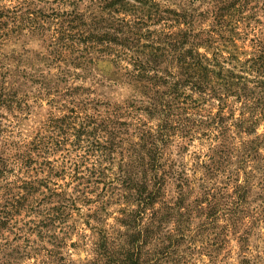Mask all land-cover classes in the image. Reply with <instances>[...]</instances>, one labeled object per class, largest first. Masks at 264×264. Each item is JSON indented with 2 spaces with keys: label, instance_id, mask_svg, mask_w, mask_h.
<instances>
[{
  "label": "trees",
  "instance_id": "1",
  "mask_svg": "<svg viewBox=\"0 0 264 264\" xmlns=\"http://www.w3.org/2000/svg\"><path fill=\"white\" fill-rule=\"evenodd\" d=\"M51 1L59 7L26 20L55 23L50 51L85 69L107 58L134 95L118 104L90 88L57 91L51 102H69L66 112L0 157V264H83L70 250L86 230L95 256L84 264H186L194 214L223 246L248 213L253 181L264 190L255 172L264 168V0ZM197 136L215 142L205 177L236 168L231 193L191 203L193 180L169 152L175 137Z\"/></svg>",
  "mask_w": 264,
  "mask_h": 264
},
{
  "label": "rangeland",
  "instance_id": "2",
  "mask_svg": "<svg viewBox=\"0 0 264 264\" xmlns=\"http://www.w3.org/2000/svg\"><path fill=\"white\" fill-rule=\"evenodd\" d=\"M162 1L173 7L187 3L186 0ZM58 7L51 0H0V157L15 154L14 145L29 142L50 117L66 112L63 105L68 107L69 102H51L52 99L59 100L57 91L62 94L68 89L90 88L98 99L118 104L130 101L134 95L132 83L115 78L116 69L110 60H98L88 69L77 67L71 60H63L50 51L56 36L54 22L46 23V29L42 30L26 21L29 17L36 18V22L41 21V11L48 14ZM31 13H35V16ZM254 37V33H249L245 44L249 46ZM8 94L16 96V104L11 109H8ZM198 137L193 141H181L175 137V144L169 152L173 160L185 164L186 172L193 180L189 197L191 203L197 198L202 199L203 192L207 190L231 193L234 187L233 180L228 177L235 166H230L229 171L216 177H205L203 164L207 163L209 147L215 142ZM180 143L186 149L176 146ZM261 154L264 156V150ZM253 166H258V161ZM255 172L259 177L264 176V168ZM253 184L256 188L249 196L248 213L243 223L239 230L226 232L227 243L218 249L215 247L214 229L200 230L198 226L205 218L201 214H194L193 227L198 236L191 249L183 246L182 255L186 258V264H240L244 256L264 264V190L260 189L258 180H254ZM172 193L175 194V191ZM241 237L243 240L240 241ZM74 240L79 242V247L70 250L72 260L83 264L92 260L95 254L91 232H79Z\"/></svg>",
  "mask_w": 264,
  "mask_h": 264
}]
</instances>
